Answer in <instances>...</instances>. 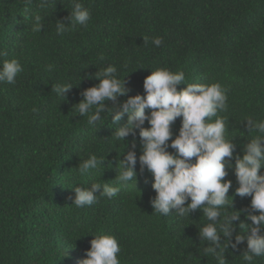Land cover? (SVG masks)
I'll return each instance as SVG.
<instances>
[{"label":"trees","instance_id":"obj_1","mask_svg":"<svg viewBox=\"0 0 264 264\" xmlns=\"http://www.w3.org/2000/svg\"><path fill=\"white\" fill-rule=\"evenodd\" d=\"M81 3L91 12L86 27H69L71 0L44 5L42 0H0V50L8 53L0 63L16 58L23 66L14 84L0 82V264H79L94 235L101 233L117 238L121 264H216L203 253L213 245L199 235L207 222L202 209L184 218L175 209L167 215L154 212L153 177L139 163V130L125 143L115 141L128 116L113 122L108 112L120 110L130 96L144 94V79L157 68L183 71L185 83L219 82L228 90V107L220 115L236 146L234 165L235 156L243 155L256 134L244 119L251 116L253 125L264 119V0ZM35 15L41 16L38 33L32 31ZM57 21L69 30L58 35ZM156 37L163 39L159 47L152 43ZM110 65L117 66L130 91L106 101L102 121L93 127L74 106L83 100L84 90L99 84L96 74ZM62 83L73 87L58 97L53 85ZM186 87L181 84L178 90ZM181 120L173 125L176 135ZM133 142L136 181L112 198L102 196L101 188L97 202L77 208L75 188L90 190L93 182L115 186L119 163L133 150ZM90 154L104 160L81 176L79 165ZM227 171L225 179L233 182L229 210H250L251 197L235 195L234 167ZM241 221L251 223L245 215L234 221L233 241L244 231ZM227 239L221 235L220 243ZM246 247L245 242L238 250L227 249V264H245L241 255ZM255 264H264V257Z\"/></svg>","mask_w":264,"mask_h":264},{"label":"clouds","instance_id":"obj_2","mask_svg":"<svg viewBox=\"0 0 264 264\" xmlns=\"http://www.w3.org/2000/svg\"><path fill=\"white\" fill-rule=\"evenodd\" d=\"M30 3V0H25ZM48 0H42V5ZM70 26L86 27L91 20V12L81 0H71ZM33 32L41 30V16L35 15ZM65 23L57 21L58 35L69 30ZM145 44L149 42L143 37ZM152 43L159 47L163 43L156 37ZM8 55L0 50V57ZM103 59V56H101ZM51 70V66H48ZM23 66L16 58L5 59L0 63V82L14 84ZM99 84L87 88L82 93L83 100L74 106L76 113L87 117L88 125L95 127L102 121L100 113L105 109L106 101H116L118 97L127 96L130 89L125 80L119 78L118 68L110 65L96 74ZM183 71L173 72L167 67L152 70L143 82L144 94L130 96L120 110L109 109L113 122L120 121L127 115V123L114 135L115 141H123L132 134L142 143V154L139 156L141 170L145 168L152 174V187L156 192L151 203L155 213L167 215L176 210L178 218L189 216L197 209H202L206 223L199 227L202 241L211 245L203 249L206 256H212L216 264H227L225 251L229 248L239 249L246 242L242 253L245 264H255L256 258L264 257V119L255 120L246 117L251 132L256 133L246 144L243 155L235 156L231 163L235 145L226 135V120L220 113L227 110V89L219 82L210 84L185 83ZM187 84L178 90V86ZM73 85L62 83L53 85L52 91L58 97H65ZM146 109H151L146 112ZM113 111L115 114L112 115ZM177 118H182L178 135L173 132ZM149 127H144L145 123ZM175 137V138H173ZM170 142V143H169ZM174 151H169V149ZM119 163V174L115 186L93 182L91 189L75 188L74 205L77 208L91 206L97 202L96 193L102 188V196H116L123 185L137 179V154L135 143ZM104 157L90 154L79 165V174L88 175L101 167ZM111 166V165H110ZM234 167L237 187L235 195L251 197L250 210H229L233 197L229 190L233 187L227 168ZM190 201V202H189ZM241 215L251 223L241 221L239 228L243 232L231 239ZM221 235L228 238L220 243ZM86 258L79 264H121L118 254L121 252L117 238L112 234L94 235ZM219 248V251H217Z\"/></svg>","mask_w":264,"mask_h":264}]
</instances>
